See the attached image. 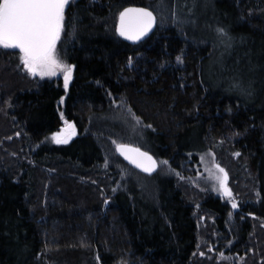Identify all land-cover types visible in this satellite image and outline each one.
Segmentation results:
<instances>
[{
	"label": "trees",
	"instance_id": "1",
	"mask_svg": "<svg viewBox=\"0 0 264 264\" xmlns=\"http://www.w3.org/2000/svg\"><path fill=\"white\" fill-rule=\"evenodd\" d=\"M129 5L157 16L136 45L115 32ZM65 17L67 90L0 47V264H216L199 259L192 194L169 170L173 157H195L191 137L216 150L245 198L258 183L251 212L262 226L238 224L236 244L264 264V0H75ZM61 112L78 134L55 144ZM114 112L126 130L106 119ZM122 142L172 159L168 173L129 168L115 152ZM203 202L222 224L226 206Z\"/></svg>",
	"mask_w": 264,
	"mask_h": 264
},
{
	"label": "snow or ice",
	"instance_id": "2",
	"mask_svg": "<svg viewBox=\"0 0 264 264\" xmlns=\"http://www.w3.org/2000/svg\"><path fill=\"white\" fill-rule=\"evenodd\" d=\"M71 3L72 0H0V47L18 49L21 64L17 67L29 75L35 76L38 73L41 77L55 76L58 71H62L65 90L69 87L74 66L59 58L58 41H61L66 27V6ZM173 16L175 17V13ZM156 19L149 7H125L118 13L115 32L127 40L139 41L153 29ZM217 31L226 35L224 28H217ZM177 61H181V57L177 56ZM132 62V57H129L128 64L131 65ZM63 101L62 96L60 102ZM61 118L63 119L62 112ZM136 119L139 121L140 118ZM73 135L74 125L66 121L60 132L52 133V139L57 144L67 143ZM116 150L146 172H152L158 166L157 161L140 148L116 143ZM160 163L167 165L168 161L163 160ZM214 168L217 171H210L212 178L218 182V187L214 185V189L232 199V208H237L232 191L226 183L228 173L218 163L214 164ZM200 255L203 256L204 253L201 252ZM218 259L226 260L228 257L221 252Z\"/></svg>",
	"mask_w": 264,
	"mask_h": 264
},
{
	"label": "rangeland",
	"instance_id": "3",
	"mask_svg": "<svg viewBox=\"0 0 264 264\" xmlns=\"http://www.w3.org/2000/svg\"><path fill=\"white\" fill-rule=\"evenodd\" d=\"M75 1V0H72ZM59 58L67 63L65 60L62 59L59 51H58ZM20 61V60H19ZM21 63V61H20ZM68 64V63H67ZM32 76V75H31ZM37 79H47V80H57L63 77V72L58 71L55 76H45L41 77L37 73L35 76ZM222 78V77H221ZM223 84L234 86V77L233 76H224ZM106 119H110L113 123L119 122L120 129L122 131L126 130V123L125 120L122 119L121 114L112 113ZM66 119H62L63 124L56 132H60L61 129L65 126ZM74 125L75 135L71 136L68 139L70 142L73 138H75L78 134V129L76 125ZM192 142L190 143L191 147H194L196 150L193 152L195 157L190 156L184 160L182 157H173V162L170 163L172 160H167L168 164H173V168H169L172 174L182 181L185 186L187 187L188 193L192 194L193 201V210L195 215H197V227L199 230V239L197 244V254L199 259L208 258L214 259L216 264H250L252 260V256H254L253 249L250 245H244L243 247H239L237 241L240 239L239 229L237 228L238 224L243 223L246 219H251V223H253V228L255 225V221H257L259 226H262L261 219L257 218V216L251 212V207L253 204H256L259 200V192L257 182L247 185V189L250 188L252 193V197L245 198V186L242 185L241 182L237 178H233L231 176V171L228 170V167L221 163L220 159L217 156L216 150L211 145H206L203 148H200L199 141L193 137ZM49 141L55 143L52 139V134L48 137ZM67 142V143H68ZM126 143V142H122ZM57 144V143H55ZM65 144V143H60ZM128 144L134 145V143L128 142ZM135 146H137L135 144ZM139 147V146H138ZM143 149V148H142ZM145 150V149H144ZM147 151V150H146ZM150 152V151H148ZM151 153V152H150ZM154 155V154H153ZM237 156V155H235ZM159 162V181H161L164 177V174L168 173L167 165L161 164L160 161L166 160L160 157H156ZM108 163V162H107ZM219 164L225 171L228 173L227 185L231 189L233 198L235 199L238 207L233 209L232 208V199H230L226 195H221L219 191L214 189V185L218 187V182L215 181L212 176L210 175V171L215 172L217 171L214 168V164ZM110 163H108L109 165ZM129 167V166H128ZM131 168V167H129ZM132 169V168H131ZM134 170V169H133ZM135 171V170H134ZM137 172V171H136ZM179 173V175H177ZM146 176V175H144ZM149 177V176H148ZM144 185H147L146 178H139V182ZM138 182V183H139ZM144 185V186H145ZM143 186V187H144ZM150 189V186L147 185V190ZM245 192V194H244ZM247 195V194H246ZM212 197L213 199H218L221 203L226 206V214L222 224L217 222L218 215L213 212L212 210L205 208L202 203H204V199ZM252 213L253 215H249ZM203 218V219H201ZM239 226V225H238ZM205 236H207L206 239ZM231 241V243H229ZM203 252L204 255L201 256L200 253ZM223 252L228 259L220 260L218 259L219 254ZM262 258V257H261ZM198 264V263H197Z\"/></svg>",
	"mask_w": 264,
	"mask_h": 264
},
{
	"label": "water",
	"instance_id": "4",
	"mask_svg": "<svg viewBox=\"0 0 264 264\" xmlns=\"http://www.w3.org/2000/svg\"><path fill=\"white\" fill-rule=\"evenodd\" d=\"M129 6L145 7V6H141V5H129ZM129 6H126V7H129ZM124 8H125V7H124ZM150 10H151V9H150ZM154 15H156V14L154 13ZM156 18H157V16H156ZM156 25H157V19H156V23H155L154 26H153V29L150 30V32H149L145 37L141 38V40H139V41H130V40H127L126 38L120 37L117 33H116V34H117V36H118L121 40H123V41H125V42H127V43H129V44H131V45H136V44H138V43L144 41L147 37H149V36L152 34V32L154 31ZM16 50H18V49H16ZM18 51H19V50H18ZM119 144H123V145H131V144H128V143H119ZM131 146L134 147V148H140L142 151L148 152V151L142 149L141 147H138V146H135V145H131ZM115 152H116L117 156H119V157L121 158V160H122L126 165L130 166L131 168H133L134 170L140 172V173L143 174V175H146V176H152V175H154V174L157 172V170H158V168H159V163H158L157 158H156L152 153H150V152H148V153H149V154H150V155H151V156L157 161V165H158L157 168L154 169L152 172H146V171H144L142 168H138V167H136V166H135L134 164H132L129 160H127V159L125 158L124 155H121V153L118 152V151L116 150V145H115Z\"/></svg>",
	"mask_w": 264,
	"mask_h": 264
},
{
	"label": "bare ground",
	"instance_id": "5",
	"mask_svg": "<svg viewBox=\"0 0 264 264\" xmlns=\"http://www.w3.org/2000/svg\"><path fill=\"white\" fill-rule=\"evenodd\" d=\"M158 163H159V162H158ZM127 166H128V165H127ZM129 167H130V166H129ZM132 169H133V168H132ZM158 170H159V168H158ZM158 170H157V172H158ZM135 171H136V170H135ZM137 172H138V171H137ZM157 172H156V173H157ZM139 173H140V172H139Z\"/></svg>",
	"mask_w": 264,
	"mask_h": 264
},
{
	"label": "flooded vegetation",
	"instance_id": "6",
	"mask_svg": "<svg viewBox=\"0 0 264 264\" xmlns=\"http://www.w3.org/2000/svg\"><path fill=\"white\" fill-rule=\"evenodd\" d=\"M223 204V203H222ZM227 209V208H226ZM225 214H226V210H225Z\"/></svg>",
	"mask_w": 264,
	"mask_h": 264
}]
</instances>
